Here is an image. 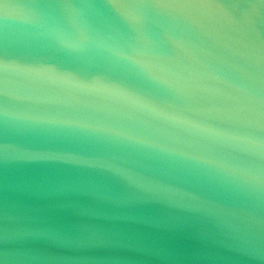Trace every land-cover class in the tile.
I'll list each match as a JSON object with an SVG mask.
<instances>
[{
	"label": "water",
	"instance_id": "obj_1",
	"mask_svg": "<svg viewBox=\"0 0 264 264\" xmlns=\"http://www.w3.org/2000/svg\"><path fill=\"white\" fill-rule=\"evenodd\" d=\"M0 264H264V0H0Z\"/></svg>",
	"mask_w": 264,
	"mask_h": 264
}]
</instances>
